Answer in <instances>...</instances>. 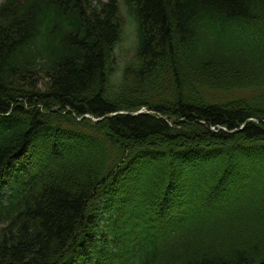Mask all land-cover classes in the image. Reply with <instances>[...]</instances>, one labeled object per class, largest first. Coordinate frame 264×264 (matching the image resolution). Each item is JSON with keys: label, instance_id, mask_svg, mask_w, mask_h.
I'll return each instance as SVG.
<instances>
[{"label": "trees", "instance_id": "obj_1", "mask_svg": "<svg viewBox=\"0 0 264 264\" xmlns=\"http://www.w3.org/2000/svg\"><path fill=\"white\" fill-rule=\"evenodd\" d=\"M0 264H264V0H1Z\"/></svg>", "mask_w": 264, "mask_h": 264}, {"label": "rangeland", "instance_id": "obj_2", "mask_svg": "<svg viewBox=\"0 0 264 264\" xmlns=\"http://www.w3.org/2000/svg\"><path fill=\"white\" fill-rule=\"evenodd\" d=\"M120 19L122 23V35L114 49L115 71L112 76V86L116 91L127 88L134 78L131 71L138 67L136 59V26L122 2L120 3ZM169 92L170 90L166 93Z\"/></svg>", "mask_w": 264, "mask_h": 264}]
</instances>
